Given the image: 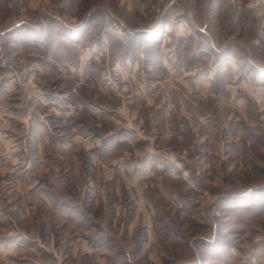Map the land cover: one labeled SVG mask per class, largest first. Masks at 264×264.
Here are the masks:
<instances>
[{"label": "rangeland", "instance_id": "obj_1", "mask_svg": "<svg viewBox=\"0 0 264 264\" xmlns=\"http://www.w3.org/2000/svg\"><path fill=\"white\" fill-rule=\"evenodd\" d=\"M133 1L125 12L95 0L90 16L103 15L110 33L124 35L142 16H157ZM248 2L240 1L253 15ZM72 3L47 7L63 19L35 0H15L11 9L0 3V37L22 25L37 35L50 22L67 33L0 40V136L13 144L8 165L0 145V264H264V78H251L239 104L211 109L221 110L211 133L190 111L172 127L137 128L126 100L132 91L119 90L123 75L96 78L100 88L109 81L117 89L104 93L87 86L95 81L86 69L78 72L86 42L69 34L79 33L87 13ZM185 114L199 133L166 138ZM169 146L188 147V159L168 157Z\"/></svg>", "mask_w": 264, "mask_h": 264}, {"label": "crops", "instance_id": "obj_2", "mask_svg": "<svg viewBox=\"0 0 264 264\" xmlns=\"http://www.w3.org/2000/svg\"><path fill=\"white\" fill-rule=\"evenodd\" d=\"M94 1L73 0L72 3V9L77 6L78 10L87 13L79 33L68 32L77 45L86 42V47H83L86 51L78 54V59L86 61V67L78 69V72L86 69V76L92 81L123 75L127 82L119 90L132 91L126 100L137 110V128L145 123L172 127L182 113L190 111L198 117L204 132L211 133L210 124L218 123L221 117V110L211 115L214 111L211 109L223 108L226 100L239 104L245 99L243 95L240 97V93L252 86L251 78L256 83L264 78V44L257 35V20L250 9L242 6L241 0H199L197 6L184 1L180 5L166 4L155 19L137 16L140 20L135 21L139 23L130 25L124 35L110 33L104 26L103 15L90 16L91 7L96 5ZM101 1L106 11H110L112 6L125 12L134 11L133 0ZM1 2L7 4V9L15 4V0ZM22 26L27 27L26 31L20 26L13 27L0 40L17 33L24 34L29 40H35L36 36L45 38L48 33L62 38L67 34L60 32L57 22L47 23L40 32H35L37 35L25 34L33 30ZM45 40L40 43L44 50L48 48ZM96 81L87 86L95 88L98 85L100 88ZM106 84L99 90L104 93L117 91L111 82ZM90 107L95 108L89 104L79 106ZM150 107L151 113H144V109ZM202 108L210 110L201 115L203 112L198 113V109ZM105 115H102L105 120L112 119L110 114ZM9 140L7 133L0 136V145L3 144L7 150L5 155L2 154L8 156L7 165L13 145ZM152 154L161 156L156 151ZM159 166L161 169L166 165Z\"/></svg>", "mask_w": 264, "mask_h": 264}, {"label": "built area", "instance_id": "obj_3", "mask_svg": "<svg viewBox=\"0 0 264 264\" xmlns=\"http://www.w3.org/2000/svg\"><path fill=\"white\" fill-rule=\"evenodd\" d=\"M39 5H41L42 10L49 16L57 17L58 19H63L54 14H51L50 11V2L51 0H35ZM183 1L187 0H138L136 4L137 10L141 14H155L158 15L162 11V6L166 4H179ZM193 4H197L198 0H188ZM236 1V0H231ZM247 6L253 9V15L258 18V37L264 43V0H249ZM48 7V8H47ZM191 115H184V121L179 123L178 130L169 132L166 135V138L171 139L178 135V132L185 131L187 128H190L195 133H199V127L193 126L191 122ZM197 136L199 134H196ZM197 142V140L195 141ZM189 148L188 147H179L175 148L173 146H169L166 149V155L172 159H177L181 161H186L189 157Z\"/></svg>", "mask_w": 264, "mask_h": 264}]
</instances>
